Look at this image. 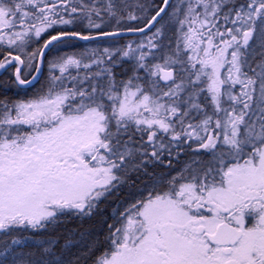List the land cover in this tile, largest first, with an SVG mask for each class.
<instances>
[{
	"label": "snow or ice",
	"instance_id": "snow-or-ice-1",
	"mask_svg": "<svg viewBox=\"0 0 264 264\" xmlns=\"http://www.w3.org/2000/svg\"><path fill=\"white\" fill-rule=\"evenodd\" d=\"M0 264H264V0H0Z\"/></svg>",
	"mask_w": 264,
	"mask_h": 264
}]
</instances>
